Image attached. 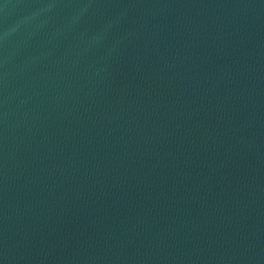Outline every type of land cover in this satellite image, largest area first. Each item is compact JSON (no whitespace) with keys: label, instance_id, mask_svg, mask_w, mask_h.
Wrapping results in <instances>:
<instances>
[{"label":"water","instance_id":"1","mask_svg":"<svg viewBox=\"0 0 264 264\" xmlns=\"http://www.w3.org/2000/svg\"><path fill=\"white\" fill-rule=\"evenodd\" d=\"M0 264H264V0H0Z\"/></svg>","mask_w":264,"mask_h":264}]
</instances>
